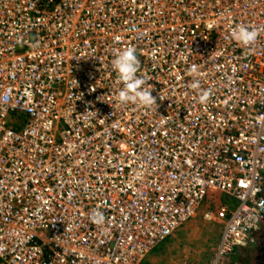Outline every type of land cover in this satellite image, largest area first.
<instances>
[{"label": "built area", "instance_id": "1", "mask_svg": "<svg viewBox=\"0 0 264 264\" xmlns=\"http://www.w3.org/2000/svg\"><path fill=\"white\" fill-rule=\"evenodd\" d=\"M128 47L150 109L116 101ZM215 192L227 264L264 222V0H0L1 264H142Z\"/></svg>", "mask_w": 264, "mask_h": 264}, {"label": "rangeland", "instance_id": "2", "mask_svg": "<svg viewBox=\"0 0 264 264\" xmlns=\"http://www.w3.org/2000/svg\"><path fill=\"white\" fill-rule=\"evenodd\" d=\"M225 203L235 208V200L223 192L210 193L201 204L196 215L183 224L172 236L159 243L142 264H208L213 258L220 239L222 225L218 221L204 219L206 210L216 211L217 206ZM237 247L226 260L233 264L238 260Z\"/></svg>", "mask_w": 264, "mask_h": 264}, {"label": "clouds", "instance_id": "3", "mask_svg": "<svg viewBox=\"0 0 264 264\" xmlns=\"http://www.w3.org/2000/svg\"><path fill=\"white\" fill-rule=\"evenodd\" d=\"M258 36L259 32L256 29L244 25H237L230 32L231 39L249 51L252 50V46L256 43ZM111 63L117 73V82L123 85L116 96V101L119 105L133 104L149 109L153 105H157V98L152 95V90L145 88L148 81L137 75L140 68V61L134 47L117 51ZM192 72L195 73V69H192ZM190 87L192 89H199V81L194 80ZM210 96V90L202 91L198 97L199 103L206 104ZM159 98L161 100L165 99L161 96ZM89 219L98 226L105 223V217L99 211L93 212Z\"/></svg>", "mask_w": 264, "mask_h": 264}, {"label": "flooded vegetation", "instance_id": "4", "mask_svg": "<svg viewBox=\"0 0 264 264\" xmlns=\"http://www.w3.org/2000/svg\"><path fill=\"white\" fill-rule=\"evenodd\" d=\"M236 250L233 252L235 253ZM238 260L233 264H264V222L256 233L254 241L237 251Z\"/></svg>", "mask_w": 264, "mask_h": 264}, {"label": "crops", "instance_id": "5", "mask_svg": "<svg viewBox=\"0 0 264 264\" xmlns=\"http://www.w3.org/2000/svg\"><path fill=\"white\" fill-rule=\"evenodd\" d=\"M218 222H219V221H218ZM219 223H220V225H222L221 222H219ZM222 226H223V225H222ZM218 240H219V237H218ZM211 260H212V259H211ZM211 260H210V261H211ZM210 261H209V262H210ZM0 264H1V262H0Z\"/></svg>", "mask_w": 264, "mask_h": 264}]
</instances>
